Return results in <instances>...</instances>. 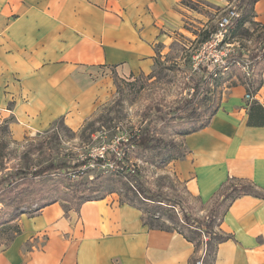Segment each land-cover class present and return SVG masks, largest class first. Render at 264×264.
<instances>
[{
	"label": "crops",
	"instance_id": "0c3cea01",
	"mask_svg": "<svg viewBox=\"0 0 264 264\" xmlns=\"http://www.w3.org/2000/svg\"><path fill=\"white\" fill-rule=\"evenodd\" d=\"M184 1L0 0V125L12 142L57 123L77 132L109 98L114 75L151 73ZM253 11L264 26V0ZM247 94L246 85L230 86L210 125L184 136L183 157L169 164L202 208L230 177L264 189V127L247 124L251 102L264 106V86L250 101ZM20 224L21 234L0 246V264H190L196 256L183 235L149 228L116 194L68 213L56 202ZM220 228L230 238L215 264H264L263 197L235 200Z\"/></svg>",
	"mask_w": 264,
	"mask_h": 264
},
{
	"label": "rangeland",
	"instance_id": "374dc122",
	"mask_svg": "<svg viewBox=\"0 0 264 264\" xmlns=\"http://www.w3.org/2000/svg\"><path fill=\"white\" fill-rule=\"evenodd\" d=\"M241 1L223 0V3L219 4L207 0H185L181 6L183 10L178 27L170 30L165 44L158 45L152 72L126 78L114 75L109 98L81 130L73 132L57 123L51 133L17 143L12 142L9 131L4 130L3 125H0V140L6 139L9 142L3 168L0 170V178L17 169H25L29 165L35 168L46 166L51 162L59 164L60 161H65L70 166H74L77 162L86 159L109 157L108 154L118 152L122 157L126 155L132 168L138 169L141 179L149 189L161 192V198L165 199L166 203L176 206V212L181 219L180 227L183 230L190 233L187 228L184 229L182 220L184 214H187L194 224L196 223L194 226H198L199 221L208 222L212 205L202 208L201 203L190 197L184 185L169 169L172 160L181 159L184 155L182 138L186 130V121L178 119L175 122L163 123L158 116L186 105L187 100L195 93L194 79L198 81L208 77V74L215 70L208 64L207 54L203 55V46L211 34L218 29L219 20L226 14L228 8L236 9L240 12L241 18H246L248 21L241 28H235L236 25L232 23L227 29L219 49L228 52V58L232 57L233 62L228 63L226 69L218 68L225 74V79L223 77L215 84L212 80L207 81L210 83L202 86L197 106L204 109L215 102L221 103L224 94L228 93V88L234 82L238 83L239 77L247 78L251 74L255 79L264 80V40H258L260 28L250 21L251 13ZM256 54H259V57L253 61L250 57ZM201 59L203 60L200 61ZM197 62L199 66H196ZM246 64H249V75L243 70ZM227 77L230 78L225 81ZM150 122L157 127V133L161 138L174 141L177 148L173 150L168 147H154L147 151L118 150L120 142ZM91 160L87 167L81 169V176L77 175L71 180L77 182L80 178L89 188L94 186V189L103 192L110 188L112 180L116 183V179H112V165L100 167ZM59 174L55 172L52 176L42 178L39 186H34L33 190L42 197L47 191H54L58 187L68 192L72 183L62 179ZM38 181L40 180L36 182ZM73 188L75 189L70 192L76 195L79 187ZM102 192L100 195H92L91 198L100 197ZM120 193L119 190L110 195L116 194L120 198ZM59 202L63 203V201ZM75 202L63 204L65 208L70 209L76 207ZM33 206L37 208L36 204ZM160 220L157 224H164L167 221L165 217H161ZM210 237L211 235L206 233L202 235L201 248L196 255L197 260L204 258V264L208 254L206 243ZM6 238V236L0 237L1 247L5 246Z\"/></svg>",
	"mask_w": 264,
	"mask_h": 264
},
{
	"label": "trees",
	"instance_id": "16d2710c",
	"mask_svg": "<svg viewBox=\"0 0 264 264\" xmlns=\"http://www.w3.org/2000/svg\"><path fill=\"white\" fill-rule=\"evenodd\" d=\"M253 2L254 0L241 1V4L248 8L251 13L250 21H253ZM247 21L248 19L241 18L240 15L238 19L233 21V25H236L235 28H241ZM253 23L255 22L253 21ZM256 25L260 28L258 40H264V26L259 24ZM258 57L259 54H256L250 58L255 61ZM231 59L232 57L229 59V63L233 62ZM226 71L228 70H225V72ZM224 76L225 74L222 70L215 69L208 74V77L198 81L194 79V81H196L195 93L191 99L187 100L186 105L159 114L158 119L163 123L184 119L186 121L184 136L207 128L210 125L212 118L217 113L220 103L215 102L213 105L200 109L197 106V99L201 93L199 91L202 89V86L210 83L207 81L212 80V83L215 84L220 82ZM229 78L230 77H227L225 81L229 80ZM223 79H225V77ZM238 82L246 85L248 92L253 96L257 95L264 86V80L255 79L251 74L247 78L239 77ZM234 83L233 85L237 84ZM151 123L152 122L147 123L136 133L129 135L126 140L124 139V141L120 142L118 150L136 149L139 151H147L154 147L176 149L177 144L172 140H164L161 138L157 133V127ZM247 124L251 127H264V106L257 100H253L249 106V118ZM3 129L9 131L7 125H3ZM8 146V140H0V170L3 168L5 152ZM108 155L109 157H97L95 160H91L90 158L91 161L100 167L109 164L112 165V179H116V183L112 180L110 188L103 192L99 191V189H94V186L93 188H89L86 183L81 182L80 178L77 182L71 180L77 175L81 176V169L88 166L89 159L77 162L74 166H70L65 161H60L59 164L51 162L46 166L35 168H31L29 165L25 169H17L13 173L2 176L0 178V206L3 205L5 207H0V237H7V241L4 243L5 246H10L15 238L21 234L22 229L20 220L22 215L34 217L40 214L47 206L59 201H63V203L76 201V207H71L70 209L66 208V213L70 210L79 211L80 206L85 202L106 198L108 195L120 190V202L129 204L141 210L145 225L151 229H158L167 232L176 231L180 233L185 239L194 244L196 255L201 248L202 235L204 233L211 235L210 240L206 243L208 254L205 264H215L219 244L230 238V236L222 232L220 227L233 202L245 195L264 198V189L258 187L255 183L249 180L230 177L212 199V207L209 211L208 222H204V220L199 221L198 226H194L196 223L194 224L192 219L187 214H184L182 220L184 223V229L187 228L190 232L188 233L180 227L181 219L176 212V206L166 203L167 201L161 198V192L153 191L146 186V183L140 177L138 169L135 167L132 168L129 165L126 155L122 157L118 152H113ZM55 172L60 173L59 176L63 177L62 179H67L72 183L69 189L67 188L68 192H64L58 187L54 189L55 193H53V190H49L46 195L42 197L33 190L34 186H39L38 184L41 183L42 178L48 175L52 176ZM37 180L40 181L36 182ZM74 186L79 187V189L77 188L76 195H72V192H70V190L75 189L73 188ZM100 192H102L100 197L94 199L91 198L92 195H100ZM34 204L37 205V208H33ZM161 217H165L167 221L164 222V224H157L161 221ZM196 261L197 257L195 256L190 264H196Z\"/></svg>",
	"mask_w": 264,
	"mask_h": 264
},
{
	"label": "built area",
	"instance_id": "2783aa9c",
	"mask_svg": "<svg viewBox=\"0 0 264 264\" xmlns=\"http://www.w3.org/2000/svg\"><path fill=\"white\" fill-rule=\"evenodd\" d=\"M240 17V12H237L236 9L228 8L225 15H223L218 23V29L211 35L209 40L204 43L203 46V55L207 54L208 64L211 65L210 68L215 69H226L228 67V52H225L223 49H219V44L224 39L227 29L232 25L233 21ZM212 57V59H211ZM205 58V56H204ZM201 59L200 61H202ZM196 66H199L197 62ZM245 73L249 75V64L243 66ZM247 100H252V95H246ZM103 156V155H102ZM196 264H204V258L201 257L196 261Z\"/></svg>",
	"mask_w": 264,
	"mask_h": 264
}]
</instances>
